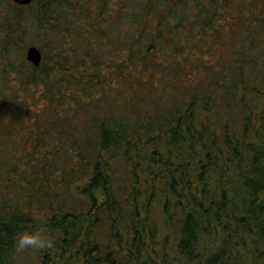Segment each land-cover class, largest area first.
<instances>
[{"label":"trees","instance_id":"obj_1","mask_svg":"<svg viewBox=\"0 0 264 264\" xmlns=\"http://www.w3.org/2000/svg\"><path fill=\"white\" fill-rule=\"evenodd\" d=\"M4 13L0 264H264V0Z\"/></svg>","mask_w":264,"mask_h":264},{"label":"clouds","instance_id":"obj_2","mask_svg":"<svg viewBox=\"0 0 264 264\" xmlns=\"http://www.w3.org/2000/svg\"><path fill=\"white\" fill-rule=\"evenodd\" d=\"M15 245L18 251L27 248L43 249L53 245V240L43 228L24 229L16 234Z\"/></svg>","mask_w":264,"mask_h":264},{"label":"water","instance_id":"obj_3","mask_svg":"<svg viewBox=\"0 0 264 264\" xmlns=\"http://www.w3.org/2000/svg\"><path fill=\"white\" fill-rule=\"evenodd\" d=\"M14 1L26 4L32 0H14ZM26 57H28L36 66L40 65V62L42 61L43 58L40 47L35 45H30L28 47Z\"/></svg>","mask_w":264,"mask_h":264},{"label":"rangeland","instance_id":"obj_4","mask_svg":"<svg viewBox=\"0 0 264 264\" xmlns=\"http://www.w3.org/2000/svg\"><path fill=\"white\" fill-rule=\"evenodd\" d=\"M15 3L16 2H14L13 0H0V4H1L0 10L5 11L4 14H7V8L11 7L12 5H15ZM168 239L171 241V236H168ZM209 243H210L209 245L213 244V242H210V241Z\"/></svg>","mask_w":264,"mask_h":264},{"label":"flooded vegetation","instance_id":"obj_5","mask_svg":"<svg viewBox=\"0 0 264 264\" xmlns=\"http://www.w3.org/2000/svg\"><path fill=\"white\" fill-rule=\"evenodd\" d=\"M13 1H14V0H13ZM32 1H33V0H32ZM14 2H16V1H14ZM30 2H31V1H30ZM30 2H29V3H30ZM17 3L24 5L23 3H20V2H17Z\"/></svg>","mask_w":264,"mask_h":264}]
</instances>
